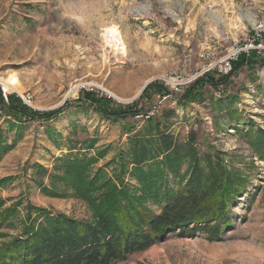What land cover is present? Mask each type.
I'll list each match as a JSON object with an SVG mask.
<instances>
[{
    "label": "rangeland",
    "instance_id": "374dc122",
    "mask_svg": "<svg viewBox=\"0 0 264 264\" xmlns=\"http://www.w3.org/2000/svg\"><path fill=\"white\" fill-rule=\"evenodd\" d=\"M261 17L264 0H0V78L14 88L6 97L28 94L31 109L43 114L68 105L49 122H24L7 116L4 103L0 132L15 146L0 159V250L21 235L29 208L92 222L88 203L74 188L51 181L63 175L55 170L59 159L83 155L88 180L99 176L119 186L116 157L127 141L124 132L141 125L135 116L115 123L93 109L97 103L82 101L76 108L89 92L108 101L110 111L133 106L147 112L157 105L158 120L172 112L170 132L178 141L194 133L200 152H222L247 178L230 226L215 240L176 232L117 264H264V161L251 153L243 122L264 132V66L244 64L219 86H204L199 98L177 100L197 81L185 86L190 75L241 43ZM111 32L119 49L108 44ZM147 83L162 90L136 96ZM226 97L238 121L219 112L216 101L225 107ZM124 181L137 195L135 181L128 175ZM39 184L56 194L42 192Z\"/></svg>",
    "mask_w": 264,
    "mask_h": 264
},
{
    "label": "trees",
    "instance_id": "16d2710c",
    "mask_svg": "<svg viewBox=\"0 0 264 264\" xmlns=\"http://www.w3.org/2000/svg\"><path fill=\"white\" fill-rule=\"evenodd\" d=\"M244 64L254 67L259 62L242 57L232 64L230 74ZM260 65L264 66V61H260ZM230 74L205 75L184 91L177 99L178 103L199 98V90L204 86L217 87L226 82ZM152 90L159 92L162 88L152 83L145 94ZM7 100L4 106L7 116L20 117L24 122H49L68 109L66 105L43 114L25 106L16 95H9ZM78 101L76 108L82 106V101L89 102L91 106L97 103L93 109L112 118L115 123L144 110L143 107L137 110L132 106L110 111L108 101L94 100L89 92ZM225 101V107L222 99L216 101L219 112L224 110L229 120L238 121L239 115L232 108V98L226 97ZM0 103L3 104L1 91ZM172 115L168 112L159 120L153 118L138 130L126 129L127 141L116 157L117 187L110 180L103 182L99 176L88 180L83 155L59 159L61 167L55 170H62L63 175H54L51 181L54 185L60 182L73 187L77 195L88 203L93 214L92 222L64 214L54 215L42 208H29L21 235L0 250V264H117L131 254L164 241L172 233L179 232L176 233L178 236L189 238L198 235L209 240L218 238L231 224L230 210L246 191L247 178L241 169L235 167L233 159L222 152L214 149L200 152L194 133H190L185 141H178L170 132ZM243 122L251 153L259 161H264V132L250 121ZM47 133L58 148L52 137L53 131L47 129ZM14 146L15 143L8 144L0 132V159ZM33 168L45 176L46 171L41 166ZM125 175L135 181L137 195L126 185ZM39 186L48 195L56 194L54 188ZM147 203L159 211L155 212ZM9 212L12 211L6 210V214Z\"/></svg>",
    "mask_w": 264,
    "mask_h": 264
},
{
    "label": "built area",
    "instance_id": "2783aa9c",
    "mask_svg": "<svg viewBox=\"0 0 264 264\" xmlns=\"http://www.w3.org/2000/svg\"><path fill=\"white\" fill-rule=\"evenodd\" d=\"M242 57L245 60L264 61V17L256 20L241 43L233 45L224 56L210 60L199 71L190 75L184 85L193 83L205 75L227 76L232 71V64ZM176 90H178L177 87H175ZM18 97L25 106L31 108V98L28 94L18 95ZM2 100L3 104L0 103V115L3 113L4 103L7 102L4 91H2ZM156 114H159V106L154 105L149 111L135 115L134 119L139 125H143L145 122L155 118Z\"/></svg>",
    "mask_w": 264,
    "mask_h": 264
},
{
    "label": "bare ground",
    "instance_id": "6f19581e",
    "mask_svg": "<svg viewBox=\"0 0 264 264\" xmlns=\"http://www.w3.org/2000/svg\"><path fill=\"white\" fill-rule=\"evenodd\" d=\"M253 22V20H252ZM115 34V33H114ZM114 34L111 32L108 34V44L111 45V47H116L117 49H119L120 47V42L119 40L114 36ZM122 51V50H121ZM0 83L2 84V88H3V91L6 93L8 91H11L13 90L14 88L12 87V84H10L9 80L8 79H3V78H0ZM142 88L137 92L136 96H138L141 92Z\"/></svg>",
    "mask_w": 264,
    "mask_h": 264
},
{
    "label": "water",
    "instance_id": "95a60500",
    "mask_svg": "<svg viewBox=\"0 0 264 264\" xmlns=\"http://www.w3.org/2000/svg\"><path fill=\"white\" fill-rule=\"evenodd\" d=\"M150 85H151V83H147V84L142 88V91H141L139 97L142 95V93H143V92L148 88V86H150Z\"/></svg>",
    "mask_w": 264,
    "mask_h": 264
}]
</instances>
